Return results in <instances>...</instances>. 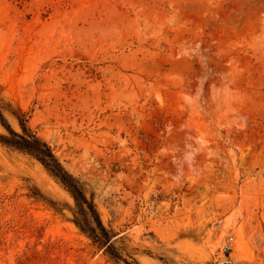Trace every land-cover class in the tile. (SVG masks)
Instances as JSON below:
<instances>
[{"label": "rangeland", "instance_id": "obj_1", "mask_svg": "<svg viewBox=\"0 0 264 264\" xmlns=\"http://www.w3.org/2000/svg\"><path fill=\"white\" fill-rule=\"evenodd\" d=\"M0 99L128 262L264 264V0H0ZM72 207L0 144V264H114Z\"/></svg>", "mask_w": 264, "mask_h": 264}, {"label": "trees", "instance_id": "obj_2", "mask_svg": "<svg viewBox=\"0 0 264 264\" xmlns=\"http://www.w3.org/2000/svg\"><path fill=\"white\" fill-rule=\"evenodd\" d=\"M9 112L16 119L20 132L12 130L4 116ZM0 125L5 134L0 133V144L20 151L39 162L48 175L63 188L72 198L73 207L69 208L72 222L96 248L114 264H138L136 260L128 262L121 256L116 245L115 233L105 228L100 220L99 213L92 196H87L85 185L67 172L46 142L35 136L26 126L24 114L19 109L13 110L9 104L0 99Z\"/></svg>", "mask_w": 264, "mask_h": 264}]
</instances>
